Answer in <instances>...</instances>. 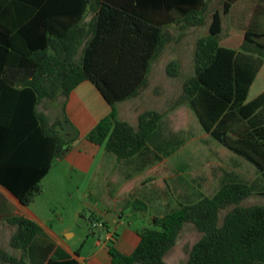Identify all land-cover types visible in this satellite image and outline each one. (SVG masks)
<instances>
[{"label": "trees", "instance_id": "obj_1", "mask_svg": "<svg viewBox=\"0 0 264 264\" xmlns=\"http://www.w3.org/2000/svg\"><path fill=\"white\" fill-rule=\"evenodd\" d=\"M235 1L222 0L223 10L212 14L209 32L197 39L194 72L176 105L188 104L202 128L252 163L264 180V90L247 101L264 60L220 40L223 16ZM208 10L209 0H0V183L25 205L43 192L42 178L79 138L65 106L84 80L111 106L85 139L118 159L141 152L164 112L147 109L135 126L119 118L117 103L147 86L153 61L174 39L168 27H201ZM247 43L264 49V31L246 30L242 47ZM166 71L178 76L180 61L170 60ZM61 97L63 117L51 122L40 105ZM252 193L246 182H227L212 196L180 203L153 218L132 253L110 243L111 264H167L165 255L186 222L202 236L184 264H264V203L241 205ZM128 207L142 212L148 206L135 199ZM228 207L220 224V211ZM8 221L15 226L10 246L23 255L0 249V264H26L25 253L41 227L25 216ZM94 221L97 217L89 216L92 230ZM48 264L78 263L52 258Z\"/></svg>", "mask_w": 264, "mask_h": 264}, {"label": "crops", "instance_id": "obj_2", "mask_svg": "<svg viewBox=\"0 0 264 264\" xmlns=\"http://www.w3.org/2000/svg\"><path fill=\"white\" fill-rule=\"evenodd\" d=\"M239 1L237 0L235 4H238ZM262 1L264 2V0ZM261 20H264V17ZM171 26L174 25H170L168 29L172 32ZM170 43L165 46L163 51ZM178 60L182 69L184 62L180 57ZM256 82H260L261 87L254 98L264 90V62L250 87L249 94ZM170 100L172 102L173 97ZM65 108L69 121L78 130L79 138L74 142L71 151L63 159L57 160L49 173L42 178L43 192L37 197L46 194L60 197L66 194L70 200H75L77 195V201L70 213L66 208L55 212L50 209H39V207L36 209L34 204L37 197L32 203L25 205L0 183V249L8 251L15 257L23 255L22 250L10 246L15 226L8 219L14 216H25L36 221L41 227L25 253L26 264H48L52 258L57 261L74 260L78 264H111L110 243H113L124 253H132L140 243V232L147 228V225H152L153 218L175 210L174 206L169 210L171 200L167 182L175 175L153 174L159 172L160 162H164L166 157L158 161L159 154L151 149L149 140L147 146L138 154L127 159H118L104 146L85 139V135L111 111L110 104L91 81L84 80L71 91ZM174 112L172 106L171 110L167 113L164 112L162 120L166 119L165 128L170 127L169 125L172 126ZM172 133L173 129L164 139L168 141ZM225 169H222L223 175H225ZM75 173L80 175H73ZM157 180L162 181V191L152 190L151 187L149 191L137 194V188L143 190L144 186L154 184ZM188 190L185 188L181 193L188 197L191 194ZM135 199L144 201L148 210L132 212L128 204ZM150 199L157 201L162 206V210L159 212L149 211ZM86 211H89L90 216L97 217L94 224L105 223L106 227L95 226L96 230L85 231L78 235L70 223L79 221L81 213L86 215ZM69 214L70 220L68 219ZM167 254L165 261L169 264Z\"/></svg>", "mask_w": 264, "mask_h": 264}, {"label": "rangeland", "instance_id": "obj_3", "mask_svg": "<svg viewBox=\"0 0 264 264\" xmlns=\"http://www.w3.org/2000/svg\"><path fill=\"white\" fill-rule=\"evenodd\" d=\"M234 4L229 14L223 16V30L220 34L221 43L263 58V48L250 43H247L248 46L245 48L242 46L245 44L246 30L264 31V20H261L264 17V2L262 0H240L238 4ZM217 10H223L222 0H209L208 16L203 26L185 27V29H181L177 25L171 26L175 40L167 46L159 59L153 63L147 86L137 96L117 103L119 118L135 126L139 114L147 109L167 113L172 106L175 110L172 126L169 125L170 127L165 128L166 119H163L159 128L149 138L151 149L159 154L158 161L166 157L164 162H160L159 172L153 174L160 176L175 175L167 181L171 200L169 210L173 206L177 209L180 203H194L205 194L211 196L222 184L237 181L246 182L253 189L252 195L244 199L241 205L264 203V180L256 167L241 156L231 152L213 136L207 134L188 104L176 105L177 99L182 94L184 81L194 72L196 41L209 32L211 16ZM179 57L182 58L184 66L178 76H169L165 71L166 64L172 59H179ZM253 87L247 101L254 98L261 87L260 82H256ZM171 97H173L172 102ZM63 102L64 97L57 101L47 99L40 105V110L45 112L50 121L53 122L55 119L63 117ZM178 108L179 111H177ZM169 128L170 130L173 129V133L166 141L164 138L170 131ZM222 169H225V175H223ZM144 174L146 173L144 172ZM73 175L80 174L75 173ZM151 187L152 190L162 191V181L157 180L154 184H147L143 190L137 188L136 192L139 194L143 191H149ZM185 188L189 189L188 191L191 193L188 197L181 193ZM76 196L75 200H70L66 194L60 197L46 194L37 197L34 207L36 209L37 207L39 209H50L52 212L62 211L66 208L70 213L77 201L78 197L76 198ZM150 203L149 211L159 212L162 210V206L154 199H150ZM230 208L220 211V224ZM147 210L148 207L145 211ZM86 212L85 218L80 217L79 221H71L70 223L73 230L78 232V235L92 230L89 222L90 214L89 211ZM69 216L70 214L68 215L70 220ZM147 226L151 227L152 225ZM95 228L94 230L97 229ZM201 236L202 233L196 229L193 223L186 222L176 245L167 254L169 264H184L188 259L190 248Z\"/></svg>", "mask_w": 264, "mask_h": 264}, {"label": "built area", "instance_id": "obj_4", "mask_svg": "<svg viewBox=\"0 0 264 264\" xmlns=\"http://www.w3.org/2000/svg\"><path fill=\"white\" fill-rule=\"evenodd\" d=\"M100 226L102 225V224H99ZM94 226H97V224H94Z\"/></svg>", "mask_w": 264, "mask_h": 264}]
</instances>
